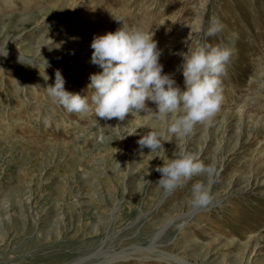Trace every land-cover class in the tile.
<instances>
[{
  "label": "rangeland",
  "instance_id": "obj_1",
  "mask_svg": "<svg viewBox=\"0 0 264 264\" xmlns=\"http://www.w3.org/2000/svg\"><path fill=\"white\" fill-rule=\"evenodd\" d=\"M213 18L224 28L208 36ZM120 20L154 33L182 90L181 53L232 49L218 112L163 144L169 158L196 155L211 177L165 193L163 161L137 143L163 121L128 135L139 116L69 113L48 94L60 70L65 90L91 104L89 77L102 71L91 42ZM0 52V264H264V0H0ZM44 59L46 72L31 64ZM196 182L207 207L192 203Z\"/></svg>",
  "mask_w": 264,
  "mask_h": 264
},
{
  "label": "clouds",
  "instance_id": "obj_2",
  "mask_svg": "<svg viewBox=\"0 0 264 264\" xmlns=\"http://www.w3.org/2000/svg\"><path fill=\"white\" fill-rule=\"evenodd\" d=\"M119 22L122 26L115 32L96 35L91 42L90 63L102 69L89 77L88 89L93 93L91 104L87 95L65 90V79L60 70L55 72L54 85L47 87L48 94L69 113L86 114L93 111L94 105L95 117L104 120L124 121L129 113L133 117L139 116L142 126L131 129L128 135L136 134L138 128H154L163 121L166 124L164 130L148 131L137 143L141 150L149 149L147 155L155 154V158L163 161L155 171L160 173L157 184L165 193L173 192L193 176L207 174L211 177L213 170L196 155L180 150L169 158L163 144L171 142V137L181 141L186 139L196 124L210 120L218 112L223 99L222 77L227 72L232 49L202 42L194 51L181 53L182 63L177 71L184 78L182 90L173 73H164L160 63L162 52L153 38L154 33L141 27H130L122 20ZM223 28L224 25L213 18L207 35H217ZM47 40L44 46L50 49L61 46L48 37ZM0 55L6 56L7 52H0ZM44 61L40 64L32 60L31 64L38 70L43 67L46 72L50 65ZM146 102L154 103L156 110L147 107ZM142 111L146 113L143 117L140 116ZM139 183L150 184L145 176L139 177ZM191 199L194 206L207 207L213 198L204 183L196 182L191 187Z\"/></svg>",
  "mask_w": 264,
  "mask_h": 264
},
{
  "label": "bare ground",
  "instance_id": "obj_3",
  "mask_svg": "<svg viewBox=\"0 0 264 264\" xmlns=\"http://www.w3.org/2000/svg\"><path fill=\"white\" fill-rule=\"evenodd\" d=\"M13 2H14V1H13ZM7 4H8V3H7ZM163 41H164V40H163ZM163 41H162V42H163ZM165 41H166V40H165ZM162 42H161V43H162ZM168 42H169V41H168ZM182 42H183V44H182V46H180V50H183V49H184V46L186 45L187 40L184 39ZM170 43H171V42H170ZM180 43H181L180 41H176V42H173L172 44H173L174 46H177V45H180ZM164 44H166V42H165ZM167 46H168V45H167ZM169 47H172L171 44H169ZM162 48H163V47H162ZM165 48H166V47H165ZM221 168H223V166H221ZM218 175H220V172L218 173ZM256 185H257V184H256ZM257 186H258V185H257ZM252 187H253V186H252ZM250 210H251V209H250ZM253 210H254V209H253ZM254 213H255V211L253 212V214H254ZM263 214H264V213H263ZM235 215H236V214H235ZM246 215H247V213L242 214L241 217L246 216ZM248 217H249V216H248ZM257 218H260V217H259L258 215L253 216L252 219H250V222H248V223L256 222ZM261 218H262V217H261ZM261 218H260V219H261ZM263 221H264V220H263ZM241 225H242V224H241ZM244 227H245V226H244ZM244 227L241 226L242 229H243ZM240 233H241V232H240ZM177 262L185 263V262H183V261H177Z\"/></svg>",
  "mask_w": 264,
  "mask_h": 264
}]
</instances>
